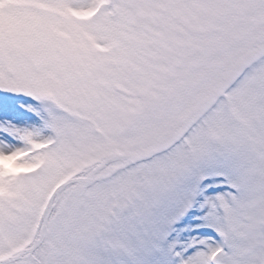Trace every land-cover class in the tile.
<instances>
[{
    "label": "snow or ice",
    "instance_id": "obj_1",
    "mask_svg": "<svg viewBox=\"0 0 264 264\" xmlns=\"http://www.w3.org/2000/svg\"><path fill=\"white\" fill-rule=\"evenodd\" d=\"M0 264H264V0H0Z\"/></svg>",
    "mask_w": 264,
    "mask_h": 264
}]
</instances>
